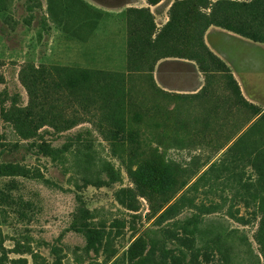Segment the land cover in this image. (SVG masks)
<instances>
[{"label":"rangeland","instance_id":"obj_1","mask_svg":"<svg viewBox=\"0 0 264 264\" xmlns=\"http://www.w3.org/2000/svg\"><path fill=\"white\" fill-rule=\"evenodd\" d=\"M125 1L0 0V107H28L46 124L22 140L0 120V164L28 168L0 177V238L25 251L8 258L51 264L55 247L59 264H134L127 249L149 234L171 251L143 264H264V110L239 97L203 42L207 21L264 40V0H173L157 28L148 7ZM219 45L242 65L264 60ZM160 60L192 61L201 88L156 87ZM102 161L116 181L100 174ZM98 174L102 185L81 184ZM77 209L103 229L97 253L72 230Z\"/></svg>","mask_w":264,"mask_h":264},{"label":"crops","instance_id":"obj_2","mask_svg":"<svg viewBox=\"0 0 264 264\" xmlns=\"http://www.w3.org/2000/svg\"><path fill=\"white\" fill-rule=\"evenodd\" d=\"M173 0H160L156 4L148 5L145 0H130L124 2V8L133 7L142 9L148 7L153 16L155 27H160L168 20L167 11ZM203 42L211 53L218 58L228 69L231 79L234 81L239 97L247 104L257 107L260 111L264 110V60L255 61L247 57V50H261L264 53V42H254L243 38L236 33L210 25L203 34ZM221 42L236 45L238 55L241 60H248V65L244 62H235L234 57L228 51L221 48ZM237 55V56H238ZM264 58V55H262ZM160 60L155 65L152 77L156 87L166 93H185L194 94L202 86V76L197 70L196 65L189 60L182 62L171 60ZM258 62V63H254ZM182 65V70H167L166 66ZM166 67L165 69H163ZM187 77L192 78L188 80Z\"/></svg>","mask_w":264,"mask_h":264},{"label":"trees","instance_id":"obj_3","mask_svg":"<svg viewBox=\"0 0 264 264\" xmlns=\"http://www.w3.org/2000/svg\"><path fill=\"white\" fill-rule=\"evenodd\" d=\"M146 1L148 4H156L159 0H146ZM210 25H214L232 31L227 26H223L218 23H212L209 21L206 22L205 29ZM243 36L248 39H252L248 36L245 35ZM254 41L264 42V40H254ZM0 120L10 124L12 129L15 131L16 135H18L22 140L33 139L36 136L37 130L40 127L46 125L42 114H39V112L36 111H32L28 107L24 109L21 108L16 109L12 107L3 109L0 107ZM66 121L68 127H71V125L74 124L73 120H66ZM35 146L37 151L42 155L47 156L52 160L57 158V154H58L57 148H52L49 146V144L42 141L35 144ZM100 166H101L99 169L100 174L102 173L104 175V178L107 179V181L114 182L117 180L119 173L113 169L112 165L109 162L102 161ZM144 171H142L143 178L144 175H146ZM27 173H28V168L22 165L13 164V163L0 164V177L26 176ZM31 177L37 179L39 178L41 181H44L41 178V176L38 174L33 175ZM92 177H94V179L90 180V178H87V175L82 176L81 184L100 186L104 183V179L99 174ZM152 178L155 179L154 176H152ZM92 219L93 217L91 216V212L89 210L77 209L76 213L74 214V219L71 222L72 230L77 233H80L83 236L85 240L84 250L86 252L91 251L93 253H97L99 249L104 246L105 237L103 234V229H100L101 227L93 223ZM149 233L154 234L155 230H150ZM143 237L145 241L136 240L127 249V258L130 262L134 260V264H143L145 260L148 259L149 254L155 250H160V253L163 257L165 256V254L171 251L169 248L165 247L163 240H158L149 234H146V236ZM254 239L258 242V244H260L257 236L254 237ZM50 250L51 253L54 255V260L51 264H59V260L57 259L58 248L52 247ZM9 252L22 254L25 251L15 246L14 248L8 250L3 246V240L0 238V264H9V263L24 264V261L21 258L14 260L8 258L7 254ZM190 259L193 260L194 257L192 256L190 257ZM174 262L175 261L172 259L171 263L174 264ZM162 263H164V261Z\"/></svg>","mask_w":264,"mask_h":264}]
</instances>
